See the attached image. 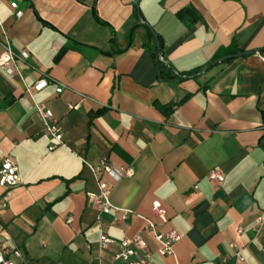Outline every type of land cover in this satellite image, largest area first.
Wrapping results in <instances>:
<instances>
[{
  "label": "crops",
  "instance_id": "0c3cea01",
  "mask_svg": "<svg viewBox=\"0 0 264 264\" xmlns=\"http://www.w3.org/2000/svg\"><path fill=\"white\" fill-rule=\"evenodd\" d=\"M0 24V42L29 55L13 76L0 71V162L20 175L0 188V236L21 253L14 264H124L115 245L99 251L101 232L141 236L155 264H264V224L253 231L264 215V0H138V15L132 0H0ZM151 30L180 74L235 49L253 53L159 80ZM41 72L49 84L30 90ZM54 82L66 89L57 94ZM37 103L61 129L53 150ZM102 158L133 176L95 172ZM214 167L220 184L208 179ZM100 181L107 214L86 201ZM148 222L182 236L172 255L157 253Z\"/></svg>",
  "mask_w": 264,
  "mask_h": 264
},
{
  "label": "built area",
  "instance_id": "2783aa9c",
  "mask_svg": "<svg viewBox=\"0 0 264 264\" xmlns=\"http://www.w3.org/2000/svg\"><path fill=\"white\" fill-rule=\"evenodd\" d=\"M9 6L14 10V15L19 18L23 11L18 8L15 1H10ZM1 25V24H0ZM3 52L0 55V71L5 73L7 76H13L16 73L15 64L25 63L29 57L28 53L24 50L14 51L8 43L0 42ZM50 79L45 73H40L37 80L33 82L30 87L32 91H40L47 87ZM55 83V92L57 94L61 93L66 86L59 82ZM80 100L87 99L88 96L82 93H77ZM69 109H77L78 104H68ZM35 110L38 119L40 120L44 131L52 139V143L49 146V150L56 148L58 144L62 142L61 129L58 125L57 120L53 117L52 111L43 103H37L35 105ZM94 171L97 173H102L107 175L113 181L118 182L122 178L132 177L134 171L131 167L126 166H114L102 158L99 163L94 167ZM208 179L217 184H220L224 180V175L219 167L212 168L208 174ZM20 183V175L18 168L14 162L9 158H4L0 162V188H7L16 186ZM98 193L88 192L86 194L87 204L91 207L101 205V212L107 214L110 211V188L105 182H98ZM152 210L156 216L163 217L165 215V210L161 205L159 200H154L152 202ZM4 208V204L0 202V210ZM70 221V218L67 220ZM264 224V215L259 216L256 219V226L253 231L257 232L259 227ZM146 230L153 232V237L157 243V253L160 256H169L173 254V245L181 239V235L174 230L167 232H156L154 231V224L148 222L146 225ZM241 232V229H239ZM115 245V250L113 252V258L116 261L122 262L124 264H155L148 254V246L143 238L139 235L133 236L131 238H124L119 241H115L105 232H101L98 239L99 251H106L110 246ZM232 250L233 256L238 260L242 261L243 257L241 254L242 249L235 243L229 244ZM17 258L21 257V253L18 248H14L11 252L5 247L3 240L0 236V264H14L10 256ZM97 264H103L102 262H97Z\"/></svg>",
  "mask_w": 264,
  "mask_h": 264
},
{
  "label": "trees",
  "instance_id": "16d2710c",
  "mask_svg": "<svg viewBox=\"0 0 264 264\" xmlns=\"http://www.w3.org/2000/svg\"><path fill=\"white\" fill-rule=\"evenodd\" d=\"M134 3V11L138 15V0H132ZM151 33L155 36L153 31L151 30ZM159 46V48H158ZM239 50L235 49L233 51L228 53H222L221 55H229V54H235L238 53ZM150 53L153 58V61L156 65L157 69V76L159 80H165V81H181L190 77H193L195 74H197L199 71H201L203 68H199L196 71L188 72L185 74H180L176 72L173 67L168 63V61L163 57L162 54V42L159 39L158 36H155V43L152 47H150ZM218 59V58H216ZM209 63H207L205 66H207ZM262 117H264V112H262Z\"/></svg>",
  "mask_w": 264,
  "mask_h": 264
},
{
  "label": "water",
  "instance_id": "95a60500",
  "mask_svg": "<svg viewBox=\"0 0 264 264\" xmlns=\"http://www.w3.org/2000/svg\"><path fill=\"white\" fill-rule=\"evenodd\" d=\"M158 48H159V46H158ZM252 53H253V51H243V52H238V53L231 54V55L225 56L223 58L214 60V61L210 62L207 66H204L201 72L205 71L209 66L215 65L218 62L226 61V60H229V59H234V58L242 57V56H246V55H250Z\"/></svg>",
  "mask_w": 264,
  "mask_h": 264
}]
</instances>
